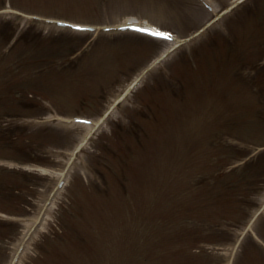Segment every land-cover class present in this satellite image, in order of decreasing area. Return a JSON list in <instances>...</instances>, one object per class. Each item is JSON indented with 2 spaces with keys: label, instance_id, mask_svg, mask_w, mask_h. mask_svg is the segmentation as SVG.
Returning a JSON list of instances; mask_svg holds the SVG:
<instances>
[{
  "label": "rangeland",
  "instance_id": "obj_1",
  "mask_svg": "<svg viewBox=\"0 0 264 264\" xmlns=\"http://www.w3.org/2000/svg\"><path fill=\"white\" fill-rule=\"evenodd\" d=\"M234 1L0 0V264H264V0L195 36Z\"/></svg>",
  "mask_w": 264,
  "mask_h": 264
},
{
  "label": "snow or ice",
  "instance_id": "obj_2",
  "mask_svg": "<svg viewBox=\"0 0 264 264\" xmlns=\"http://www.w3.org/2000/svg\"><path fill=\"white\" fill-rule=\"evenodd\" d=\"M137 30L138 31H147V29L144 28V27H141V28H139ZM150 35L156 36V37H163L164 39H169V40L171 39V36L170 35L166 34L165 32H162V31L152 30L150 32ZM85 123H87V122H85Z\"/></svg>",
  "mask_w": 264,
  "mask_h": 264
},
{
  "label": "trees",
  "instance_id": "obj_3",
  "mask_svg": "<svg viewBox=\"0 0 264 264\" xmlns=\"http://www.w3.org/2000/svg\"><path fill=\"white\" fill-rule=\"evenodd\" d=\"M262 117H264V114L262 115ZM229 176V174H227Z\"/></svg>",
  "mask_w": 264,
  "mask_h": 264
}]
</instances>
